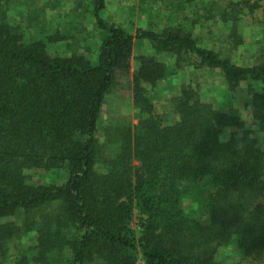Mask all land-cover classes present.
Instances as JSON below:
<instances>
[{"label": "trees", "instance_id": "16d2710c", "mask_svg": "<svg viewBox=\"0 0 264 264\" xmlns=\"http://www.w3.org/2000/svg\"><path fill=\"white\" fill-rule=\"evenodd\" d=\"M152 1L167 20L133 33L105 18L107 0H0V264H225L230 245L234 264H264V42L262 60L235 58L244 10L264 9ZM210 21L226 49L197 32ZM200 71L224 100L189 80L166 124L161 84ZM124 87L136 124L110 102Z\"/></svg>", "mask_w": 264, "mask_h": 264}, {"label": "rangeland", "instance_id": "374dc122", "mask_svg": "<svg viewBox=\"0 0 264 264\" xmlns=\"http://www.w3.org/2000/svg\"><path fill=\"white\" fill-rule=\"evenodd\" d=\"M173 0H168V2H172ZM219 6H228L231 3H237L242 0H213ZM257 1L262 8L264 9V1L261 0H253ZM167 2V4H168ZM148 6H143L142 10V0H107V9L105 10L104 16L106 19L111 20L125 28L129 31L135 33L139 28H146L149 26H155L160 21L164 22L167 20V13L169 14L170 11L164 9L161 11V8L158 9L157 5L154 4L152 0H149ZM59 14V12H58ZM189 15V12H183L180 16L181 18H185ZM13 22L21 23L24 27L27 25L23 22L22 16L19 13H16L13 18ZM161 22V23H162ZM86 26L89 28H93L91 22H86ZM240 34L243 36L244 44L239 48V51L236 52L235 58L239 63H247V62H254L255 60H262V58H256V50L260 48L262 42H264V11L258 10L254 13H250V10H244L241 21L239 23ZM214 32V35H210ZM197 32H200L201 35L206 37L205 42H209L212 47L219 48V49H226L228 47V43H226V36L229 29L222 26V23L210 21L206 23V27L202 29H197ZM210 38V40H209ZM143 51H147L145 48ZM148 52V51H147ZM233 54V53H232ZM174 59L169 56H165V61L168 63H172ZM195 83V86L199 89L201 95H204L205 101H213V100H224L221 98V87L219 78L217 75L212 74L208 71H200L194 72L191 76L185 75H178L173 79L172 82L166 84L163 83L162 88V98L159 104L157 105L158 113H160L166 124H170L172 120L176 118L175 113L171 110V104L168 101L173 94L179 90L181 84L192 80ZM219 87L218 91H212L211 88ZM207 94V95H206ZM221 98V99H220ZM111 105L114 108L123 113L130 115L132 117L133 124L137 123V120L134 119V110H133V98H132V89L131 88H122L115 91L110 96ZM234 106L239 108L243 113V118L246 121L248 127L253 128L255 130L256 137H261L262 134L257 132V127L253 125L251 119L248 116V113L245 108V99L239 96L233 102ZM113 109H108L104 111L103 116V124H105L110 116ZM99 136H102V133H99ZM37 177V176H35ZM41 178V177H40ZM37 179V178H36ZM48 177L45 178L48 181ZM38 180H40L38 178ZM42 180V179H41ZM40 180V181H41ZM189 208V205L186 204V209ZM138 216L137 212L135 218L133 220V228L135 229L136 233H139L138 228ZM23 246L27 248H31L35 246L34 238H24ZM240 257L235 252V248L230 245L229 247H225L221 249V253L219 256V260L225 264H234L238 262ZM138 264H145L142 260V256H139Z\"/></svg>", "mask_w": 264, "mask_h": 264}]
</instances>
